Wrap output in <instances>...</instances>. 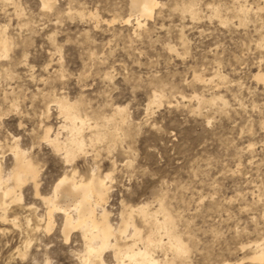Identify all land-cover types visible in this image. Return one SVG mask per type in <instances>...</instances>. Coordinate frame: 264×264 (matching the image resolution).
Listing matches in <instances>:
<instances>
[{
  "label": "rangeland",
  "instance_id": "obj_1",
  "mask_svg": "<svg viewBox=\"0 0 264 264\" xmlns=\"http://www.w3.org/2000/svg\"><path fill=\"white\" fill-rule=\"evenodd\" d=\"M160 1L138 27L131 0H52L47 9L42 0H0V39L9 41L0 51L2 170L13 168L19 137L43 195L65 174L87 179L95 170L112 173L114 227L130 206L147 203L160 220L163 207L187 251L155 245L160 264H264L251 259L264 238V83L255 77L264 73V2ZM240 5L250 8L245 18ZM57 98L88 118L87 139L96 123L115 135L66 161L42 137L43 125L64 123ZM117 106L123 113L105 125ZM21 190L0 219V264H83L81 231L66 239L59 210L48 230L46 202L31 184ZM134 220L151 233L152 222ZM104 258L116 264L111 249Z\"/></svg>",
  "mask_w": 264,
  "mask_h": 264
},
{
  "label": "bare ground",
  "instance_id": "obj_2",
  "mask_svg": "<svg viewBox=\"0 0 264 264\" xmlns=\"http://www.w3.org/2000/svg\"><path fill=\"white\" fill-rule=\"evenodd\" d=\"M51 1L42 0L43 8H51ZM131 6L132 9L137 11L136 24L141 27L154 17L156 8L161 6V1L131 0ZM193 8L191 6L189 8L192 14L194 13ZM213 8V13L220 16L219 6ZM259 9H264V4ZM249 11L250 8L240 5L236 16H243ZM131 16L125 21L131 22ZM8 49L9 41L0 39L2 54L6 56ZM216 75H219V73ZM255 77L264 83V73L258 72ZM198 78L200 77L198 76ZM212 79L211 77L209 80ZM158 95L154 96L152 103L161 104ZM196 97L198 98V96ZM55 103L60 115L64 118V123L55 130L52 126L43 125L42 137L43 141L48 142L55 151L62 152L66 161L72 162L79 153L85 151L88 142L92 144L95 141L107 139L110 134L115 135V132H110V134L102 132L100 124L96 123L92 127V130H94L92 135L87 139L85 125L89 124L91 126V124L88 122L87 117L84 118L78 112L76 104L65 98H57ZM123 111V108L117 106L113 116L106 118L105 125L112 124L116 119L115 114L121 115ZM63 130H66V135H63ZM18 138L13 136V142L10 146L14 155L13 168L5 173L0 163V219L7 220L8 213L6 214V209L8 204L22 200L21 188L23 185L31 184L35 194L40 195L48 205L46 221L48 230L53 227L54 212L59 210L64 214L62 231L66 239H69L70 233L75 228L81 231L85 244V252L82 255L83 264H109L104 258V252L107 249L113 251L116 264H160V259L155 257L151 251V248L155 245H160L162 248L171 250L176 254L187 251V245L174 231L173 218L165 212L163 207L160 208L161 217L163 215V219L160 220L157 216L159 211L156 212V215H151L147 203L130 206L122 212L120 225L118 227L113 226L110 213L106 209L111 191L110 183L113 181L112 173L98 175L93 170L87 179L83 177L77 179V170H75L72 174H65L60 177L56 181L51 194L43 195L40 193V168L30 151L20 147ZM136 214L144 222H152L153 229L145 237L142 235V229L135 223L134 215ZM162 228L164 234L160 232ZM164 238H167V242H164ZM139 243H142L143 246L140 247ZM254 246L256 249L251 259L264 262V238ZM163 264L170 263L166 259Z\"/></svg>",
  "mask_w": 264,
  "mask_h": 264
}]
</instances>
